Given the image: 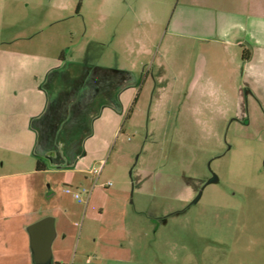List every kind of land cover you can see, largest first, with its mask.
Instances as JSON below:
<instances>
[{"label":"rangeland","instance_id":"1","mask_svg":"<svg viewBox=\"0 0 264 264\" xmlns=\"http://www.w3.org/2000/svg\"><path fill=\"white\" fill-rule=\"evenodd\" d=\"M179 1L0 0V68L46 97L27 148L0 145V242L27 241L21 222L43 213L60 230L67 211L68 264H116L95 226L85 244L103 213L126 218L131 264H264V122L236 129L187 92L199 50L168 31ZM21 257L0 248V264Z\"/></svg>","mask_w":264,"mask_h":264},{"label":"crops","instance_id":"2","mask_svg":"<svg viewBox=\"0 0 264 264\" xmlns=\"http://www.w3.org/2000/svg\"><path fill=\"white\" fill-rule=\"evenodd\" d=\"M168 31L173 36L188 39L189 51L195 53L199 50L194 62L189 58L186 62L184 74L188 93L200 92L203 98L215 99L222 121L231 115L236 129L249 128L254 120L264 122V0H180L169 21ZM167 66L172 70V64L167 63ZM29 92H33L34 97ZM44 95L43 89L33 91L28 83L16 81L7 70L0 68V145L18 152L27 148L30 137L24 122L29 117L41 119L46 103ZM259 127L255 131L262 134L260 131L264 132V129ZM86 158H77L76 166H82ZM52 170H55L54 166ZM78 170L83 174L92 172L83 167ZM69 179L83 185L87 178ZM112 195H107L108 203ZM25 214L31 216L28 210L9 213L8 216L22 217ZM48 215L43 213L21 222V228L27 230L32 223ZM72 217L67 211H61L57 216L60 230L56 232L52 248L54 264L69 262L73 247L67 243L68 230L71 224L79 225ZM98 222L99 225H86L85 244L93 239L95 244L103 242L104 252H99L103 259L116 264H131L133 254L132 248L126 244V218L102 213ZM93 226L98 229L96 239H92L89 232ZM3 247L7 254L22 256L28 264H33L29 233L27 241H2L0 248ZM79 247L78 244L76 255Z\"/></svg>","mask_w":264,"mask_h":264},{"label":"water","instance_id":"3","mask_svg":"<svg viewBox=\"0 0 264 264\" xmlns=\"http://www.w3.org/2000/svg\"><path fill=\"white\" fill-rule=\"evenodd\" d=\"M56 230L52 216L43 217L28 227L33 264H54L52 248Z\"/></svg>","mask_w":264,"mask_h":264},{"label":"trees","instance_id":"4","mask_svg":"<svg viewBox=\"0 0 264 264\" xmlns=\"http://www.w3.org/2000/svg\"><path fill=\"white\" fill-rule=\"evenodd\" d=\"M50 164L48 163L47 156L38 155L36 168L38 171L49 169Z\"/></svg>","mask_w":264,"mask_h":264},{"label":"built area","instance_id":"5","mask_svg":"<svg viewBox=\"0 0 264 264\" xmlns=\"http://www.w3.org/2000/svg\"><path fill=\"white\" fill-rule=\"evenodd\" d=\"M110 184H111V182H109L107 185H110ZM66 191H67V192H70L71 190H70V189H67ZM75 196H76V197H79V193L75 194Z\"/></svg>","mask_w":264,"mask_h":264}]
</instances>
